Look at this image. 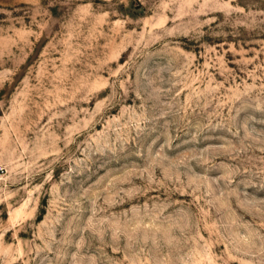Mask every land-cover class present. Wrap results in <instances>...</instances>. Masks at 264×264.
<instances>
[{"label": "rangeland", "instance_id": "obj_1", "mask_svg": "<svg viewBox=\"0 0 264 264\" xmlns=\"http://www.w3.org/2000/svg\"><path fill=\"white\" fill-rule=\"evenodd\" d=\"M0 264H264V0H0Z\"/></svg>", "mask_w": 264, "mask_h": 264}]
</instances>
